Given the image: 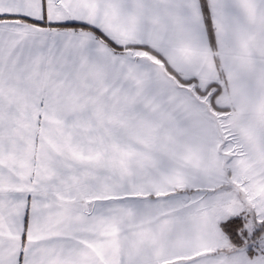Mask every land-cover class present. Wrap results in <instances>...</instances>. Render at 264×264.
Listing matches in <instances>:
<instances>
[{
    "label": "snow or ice",
    "instance_id": "6c2138e0",
    "mask_svg": "<svg viewBox=\"0 0 264 264\" xmlns=\"http://www.w3.org/2000/svg\"><path fill=\"white\" fill-rule=\"evenodd\" d=\"M0 264H264V0H0Z\"/></svg>",
    "mask_w": 264,
    "mask_h": 264
}]
</instances>
